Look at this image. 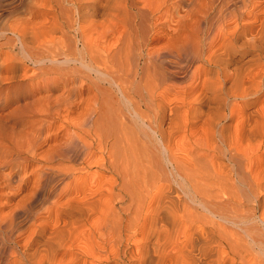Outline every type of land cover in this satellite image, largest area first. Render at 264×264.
Returning a JSON list of instances; mask_svg holds the SVG:
<instances>
[{
  "label": "bare ground",
  "instance_id": "6f19581e",
  "mask_svg": "<svg viewBox=\"0 0 264 264\" xmlns=\"http://www.w3.org/2000/svg\"><path fill=\"white\" fill-rule=\"evenodd\" d=\"M62 1L76 48L56 57L33 0L12 31L41 70L1 64L69 82L32 81L24 144L0 133L1 171L23 163L0 264H264V0Z\"/></svg>",
  "mask_w": 264,
  "mask_h": 264
},
{
  "label": "rangeland",
  "instance_id": "374dc122",
  "mask_svg": "<svg viewBox=\"0 0 264 264\" xmlns=\"http://www.w3.org/2000/svg\"><path fill=\"white\" fill-rule=\"evenodd\" d=\"M30 1L31 0H29V1L28 0H0V53H1L0 54V62H1L0 63V123L2 126V128L0 126V133L2 130L4 132L9 131L8 133L13 135L14 139H17L18 141L17 140L16 141L19 144H22L23 142L25 143V141H24L25 139L23 138V135L30 128L27 124L30 121V120H28L27 114L30 110L31 105H32V107H38L40 105V103H38L39 100L35 101L37 98L30 93V90H31L30 85L34 84V83H32V81L34 80L33 82H37L39 80L38 79H31V80L26 79L25 80V79H21L20 77H17L14 79H9V80L6 78H5L6 80L1 79V76H3V74H5V75L11 74V72H3V70L1 69V64L4 62L5 57L6 58L9 57L11 59L13 58L15 61L21 60V62L23 64L27 65L32 70H35V72H38L41 70V68H39L40 64L34 63L32 60H30L29 58H27L25 56V53L23 52V50L21 48L20 41L17 39L18 38L17 34L12 31L13 25H14V27L19 28V24H18V23H20L19 21L27 18L29 15L31 16V14L33 13V5H34L33 3L34 2H33V0H32V3ZM42 1H43V3H42ZM58 1L59 0H41V4L39 6L40 11L36 14V16H34V18L36 19V21H41L42 18L44 17L43 18L44 21H46L47 23L50 24V27L47 29V33L45 34V37H46V39H50L52 37H53V39H55L54 44L56 46V53H57L56 57L62 58L63 57L62 54L60 55L58 53H60L63 48L68 49L70 46H71L70 48H73V49L76 48V46H77L76 41L78 39L76 37L75 28L73 26H68V22H66L67 18H65V17H67L68 14H70V15L72 14L71 12L74 11L73 6L71 4H69L67 1L63 2L62 0H60L59 3H58ZM44 2H45V4H44ZM62 5L64 7H62ZM66 6L69 8L67 9ZM65 7H66V9H65ZM64 10H65V13H64ZM56 12L59 14L58 19H56ZM66 13H67V15H66ZM45 15H47L48 17ZM62 16H63V18H62ZM47 18H48V20H47ZM62 23H63V25H62L63 29L60 27V24H62ZM53 29L56 33L53 31ZM51 34H53V35H51ZM54 34H55V37H54ZM66 38L68 39V41H66L67 40ZM74 38H76L75 41H73ZM59 39H60V42H59ZM6 41L8 43H5ZM9 41H11V43ZM13 41H15V42H13ZM61 41L62 42L65 41V42L62 43ZM71 42H73V43L71 44ZM78 43L81 46V43L80 42H78ZM8 44H10V45H8ZM66 44H70V45L67 46ZM12 55L15 57H13ZM37 65H39V66H37ZM50 66L51 67L55 66L56 68H58V70L60 68V65L57 63L54 65H52L50 63L47 64V68ZM55 67H54V69H56ZM58 70H56V72L53 71L52 74H49L50 75L49 77L45 76L44 80L39 81V82H41V84H40L41 87H39V89L37 88L38 90L36 92H37V95L42 96V97L44 96V98H45L44 102L46 101V98L49 99L47 95L50 94L51 92L54 93L55 96L58 95L56 97V100H57L58 98H60L59 95L61 93L63 94V92L66 91V88L68 87L69 74L62 75V73H61L62 70H60V71H58ZM66 70H68V69L63 68V71H66ZM54 73H55V75H54ZM54 76L57 78H55ZM46 78L48 80H50L51 84L56 86L55 90L48 89L47 87L44 86L49 82ZM45 80H47V81H45ZM65 80H66V82H65ZM53 81H55V82H53ZM25 83L27 85H24ZM65 84H67V85H65ZM45 95H46V97H45ZM32 97H34V98H32ZM35 102H37L38 104ZM40 102H43V100H41ZM27 103H30V104L28 106H26ZM36 104H37V106H36ZM21 108H23V111L21 110ZM20 112H23V113H20ZM3 124H5V126ZM29 124H30V122H29ZM22 126H24V127H22ZM21 127L23 128V131H22ZM9 129H11V130H9ZM24 129H25V132H24ZM22 133H24V134H22ZM16 135H18V138L16 137ZM22 138H23V141H22ZM0 141H1V139H0ZM1 153H2V146H0V154ZM11 164L12 163H9V164L6 163V165L4 164L2 166L4 168H2V171L0 169V171L2 173H7V172L9 173L12 169H15L17 171L23 165V163H19V164L14 163V165L12 167ZM18 165H19V167H18ZM92 175H93V173H90L89 177L91 178ZM105 175L107 177H109L110 173L107 172ZM18 176H19V174H18ZM17 185H18V183H14V184H11L10 186H7L6 188H4V191H6L7 193L9 192L8 195L4 194L3 192H1L2 190H0V198L4 201L7 200V197L10 196V193L12 195L15 192ZM12 186H14V187H12ZM17 199L18 198L16 197L15 200H17ZM8 207H9L8 205L7 206L5 205V208L2 207V209L7 211ZM6 244L7 245L5 247L7 249L6 250L7 252H6V254H4V256L8 255V253H11V251L13 250V244L11 242H9V243L7 242Z\"/></svg>",
  "mask_w": 264,
  "mask_h": 264
}]
</instances>
